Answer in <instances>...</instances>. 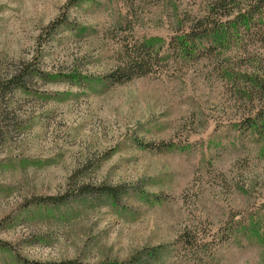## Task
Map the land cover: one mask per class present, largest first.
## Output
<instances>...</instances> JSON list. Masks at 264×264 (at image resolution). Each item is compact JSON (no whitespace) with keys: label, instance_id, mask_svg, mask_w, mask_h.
Segmentation results:
<instances>
[{"label":"rangeland","instance_id":"obj_1","mask_svg":"<svg viewBox=\"0 0 264 264\" xmlns=\"http://www.w3.org/2000/svg\"><path fill=\"white\" fill-rule=\"evenodd\" d=\"M210 1L0 0V76L23 60L35 72L0 104V264H98L154 247L144 264H264V139L235 130L260 102L214 56L107 87L63 75H103L122 43L167 40ZM101 184L119 188L117 202Z\"/></svg>","mask_w":264,"mask_h":264},{"label":"trees","instance_id":"obj_2","mask_svg":"<svg viewBox=\"0 0 264 264\" xmlns=\"http://www.w3.org/2000/svg\"><path fill=\"white\" fill-rule=\"evenodd\" d=\"M229 6L232 11L227 9ZM220 9L223 11L218 15ZM203 52L220 62L217 72L232 82L240 97L260 102L255 112L235 124V130L264 139V0H211L206 13L191 18L187 26L179 19L178 27L167 40L159 35H143L122 43L116 63L103 75H88L76 70L63 75L73 81L83 79L107 87L151 73L169 59L181 64L192 63ZM34 74L31 62L23 60L4 77L0 76V104L4 103L7 91L28 88ZM138 143L153 146L142 141ZM92 189L113 203L121 193L118 187L109 184ZM65 201V195L38 197L31 204L51 206ZM159 251L157 247L147 252L139 250L127 260H106L98 264H144L147 257L156 256Z\"/></svg>","mask_w":264,"mask_h":264}]
</instances>
